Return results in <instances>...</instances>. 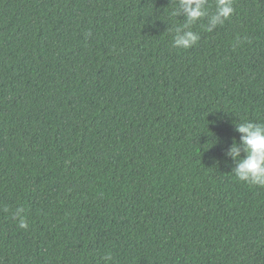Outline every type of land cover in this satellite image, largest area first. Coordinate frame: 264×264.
<instances>
[{"label": "trees", "instance_id": "16d2710c", "mask_svg": "<svg viewBox=\"0 0 264 264\" xmlns=\"http://www.w3.org/2000/svg\"><path fill=\"white\" fill-rule=\"evenodd\" d=\"M215 3L179 49L180 0H0V264H264L226 155L264 123V0Z\"/></svg>", "mask_w": 264, "mask_h": 264}, {"label": "clouds", "instance_id": "9594fccd", "mask_svg": "<svg viewBox=\"0 0 264 264\" xmlns=\"http://www.w3.org/2000/svg\"><path fill=\"white\" fill-rule=\"evenodd\" d=\"M180 5L185 22L182 26L175 28L172 46L188 49L199 39L198 33L194 32L191 26L205 15V6L209 5L208 0H180ZM233 11L232 0H216L215 11L209 16L210 26L223 24L230 18ZM235 131L240 133L239 142L233 139L226 150V155L235 162L232 172L241 182L264 187V123L245 121L235 124ZM5 211L8 209L6 208ZM23 212L22 207H17L13 217L18 220L19 227L26 229L28 223ZM102 258L105 264H111L113 259L110 253H105Z\"/></svg>", "mask_w": 264, "mask_h": 264}]
</instances>
